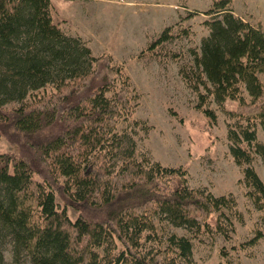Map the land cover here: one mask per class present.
<instances>
[{
    "label": "trees",
    "instance_id": "obj_1",
    "mask_svg": "<svg viewBox=\"0 0 264 264\" xmlns=\"http://www.w3.org/2000/svg\"><path fill=\"white\" fill-rule=\"evenodd\" d=\"M232 2L213 0L205 12L209 35L183 78L213 123L216 113L204 108L209 95L221 107L238 101L230 115L246 125L229 126L230 152L263 210L264 182L250 164L253 152L264 162L255 129L264 130V27L237 16ZM133 91L123 64L63 31L52 0H0V136L18 150L0 152V264L7 244L15 261L31 264L191 262L192 240L171 234L164 246L158 224L200 231L213 213L236 207L232 194L190 187L181 166L134 157L133 142L117 130L133 116ZM8 101L20 105L3 106ZM215 227L229 237L233 222L221 213ZM260 239L257 230L242 247ZM150 240L157 245L147 247Z\"/></svg>",
    "mask_w": 264,
    "mask_h": 264
},
{
    "label": "rangeland",
    "instance_id": "obj_2",
    "mask_svg": "<svg viewBox=\"0 0 264 264\" xmlns=\"http://www.w3.org/2000/svg\"><path fill=\"white\" fill-rule=\"evenodd\" d=\"M136 1L144 7L130 8L125 2L112 0L90 10L83 8L80 0H52L54 19L62 25L64 32L69 30L89 37L94 55L110 53L130 75L134 90L133 116L120 120L117 130L133 142L134 157L165 166H181L187 170L190 187L203 188L217 196L232 194L236 200L237 205L232 211L223 209L213 213L209 227L200 231L165 222L158 224V236L164 246L171 234L192 240L191 262L178 260L177 264H264V239L253 246L242 247L257 230L264 232L261 223L264 209H257L248 197L244 166L238 165L230 152L229 126L246 125L230 115L238 101L227 99L221 107L209 95L204 108L216 113L217 119L213 123L197 107L198 94L183 78V73L192 71L193 52H200L203 38L209 35L204 21L211 16L205 12L212 7L213 0ZM89 4L93 3L90 1ZM231 8L237 16L264 27V0H233ZM190 12L192 15L188 17ZM162 14L168 15L163 23L160 20ZM169 26H173L172 37L149 50L150 44ZM200 93L206 94L207 90L201 87ZM245 96L249 98L246 92ZM30 99L28 96L27 101ZM18 105L19 101H8L3 106ZM255 129L257 142L263 143L264 130L259 124ZM17 151L0 136V152L17 154ZM252 156L250 166L264 182V162L255 152ZM68 211L75 219L77 211L73 208ZM221 213L233 222L229 237L216 230ZM145 245L157 244L150 240ZM3 255L4 264H31L15 261L8 244Z\"/></svg>",
    "mask_w": 264,
    "mask_h": 264
},
{
    "label": "crops",
    "instance_id": "obj_3",
    "mask_svg": "<svg viewBox=\"0 0 264 264\" xmlns=\"http://www.w3.org/2000/svg\"><path fill=\"white\" fill-rule=\"evenodd\" d=\"M61 1V0H60ZM62 1H66V0H62ZM69 1H75V0H69ZM80 1H82V5H83V8H88V9H90V10H95L96 8H100L104 3H106V2H110V1H112V0H80ZM92 2L93 4H89V2ZM114 1H116V2H125V3H127V4H129L128 6L130 7V8H132V7H134V6H139V7H144V5L141 3L140 5H138V2L136 1V0H114ZM86 5V6H85ZM93 5V6H92ZM171 5V4H170ZM172 6V5H171ZM147 9V8H146ZM145 10V9H144ZM154 11V10H153ZM148 12H150L149 10H148ZM163 16H161L160 17V20L162 21V23L164 22V19H165V17H167L166 16V14H162ZM169 17H171V16H169ZM60 26H62V25H60ZM63 31H65L64 29H63ZM67 34H69V35H72V36H79V37H81L82 39L84 38V40H86L88 43V45H89V47L91 48V50H92V52H94L93 51V47L91 46V42H90V38L88 37H86V36H84V35H81V34H79L78 32H75V33H71V31H69L68 30V32H66ZM126 33V32H125ZM125 33H124V35H125ZM94 54V53H93Z\"/></svg>",
    "mask_w": 264,
    "mask_h": 264
}]
</instances>
